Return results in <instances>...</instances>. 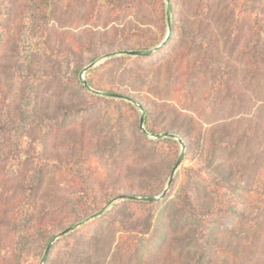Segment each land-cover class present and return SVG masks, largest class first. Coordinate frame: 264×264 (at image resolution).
Here are the masks:
<instances>
[{
  "label": "rangeland",
  "instance_id": "1",
  "mask_svg": "<svg viewBox=\"0 0 264 264\" xmlns=\"http://www.w3.org/2000/svg\"><path fill=\"white\" fill-rule=\"evenodd\" d=\"M41 1L17 0V6L8 12V15L5 12L0 13V25L7 26V34L1 37L3 45L0 50V264H43L48 246L59 234L101 211L103 213L100 217H104L102 222L104 230L98 249L95 251L86 245L75 246L73 248L75 253L83 258L82 262L77 264H124L123 255L128 256L136 248L141 254L147 253V257L143 256L144 264H164L168 257L161 254L163 249H153L151 242L141 240L149 233L147 224L150 216L152 224L158 220L155 222L157 226L159 225L157 232L162 234L167 232L165 225L161 226L163 216L168 211L167 206L159 203L163 200L157 201L159 204L154 207L144 205L121 207L123 201L127 200L116 202L115 200L121 196H128L127 193L145 197L137 195L138 190H149L152 186L160 188L159 186L163 184L161 193L152 196L160 197L167 188L181 154H184V159L174 179L173 200L179 194L187 195L191 181L200 176L203 178L209 176L201 168L203 161L198 138L191 150H187V138L193 132L187 127L189 119H194L198 124L201 121L213 123L221 119L234 120L239 112L237 111L239 100L238 98L223 100L220 97L214 102L216 80L213 79L214 75L211 73L199 75L198 72L187 74V58L184 59L187 55V36L183 38L184 43L178 50H175L178 42L176 46L173 43L172 46L164 48L163 43L168 36L170 37L168 9L171 11L172 26L176 30L175 38L178 40V30L184 26L187 31V20L194 22L193 11L189 9L191 0H170V3L167 0H160L162 6L158 0H139L144 3H141V11L135 14L137 17L134 18L127 16L130 14L128 8H135L138 0H111V4L116 8L109 7L105 10L100 9V6L107 8L101 1H95L90 9L86 7L87 0H45V5ZM22 4L28 6L26 11L20 7ZM3 6L5 7L4 4ZM240 6L238 10L246 7L245 4ZM122 9L125 12H119ZM51 11H54V15ZM40 14H48L47 23L40 19L34 21ZM150 39L154 44L152 48L135 49L136 44L147 43ZM36 47L40 49L39 55L33 53ZM126 51H153L149 56L155 55L156 59L152 63L119 61L124 58H138L118 55ZM114 54L115 57H109ZM114 61L118 62L113 63ZM78 64L81 70L76 77L75 70ZM93 64H96L95 67L85 72ZM122 69L126 71L124 76H120ZM237 69L239 71L231 78L230 83L234 88L240 87L243 91L244 85L241 82L243 71L239 65ZM131 74H134L136 79L133 77L130 79ZM148 76H152L153 88L158 90L157 98L147 94L142 81H138L139 78ZM78 79L83 86L84 81L88 85L89 82L92 83L95 88L91 89L94 91L108 93L116 90L129 95L132 97L131 100L141 107L142 110L137 105L117 100L132 107L119 108L123 113L122 126L128 138V148L123 146V151H115L111 157L99 155L102 146L97 145L100 140L98 141L96 137L98 136L96 130L102 122L97 116L100 111L110 110L111 107L104 101L93 103L92 106L86 103L85 105H90L92 110L98 109L93 117L89 120L80 114L71 116L66 123L69 129L53 138L50 132L51 125L47 122L55 119L56 107L70 106V103L80 101L78 96L70 91L61 93V86L68 88L78 86L76 85ZM254 86L256 88L245 96V103L247 102L245 113L248 114L247 118H244L246 124L261 123L264 119V70ZM88 92L97 97L110 99L89 90ZM221 103L226 109H221L219 106ZM34 107L37 114H33ZM142 116L145 117L146 132L147 128H150L157 133L156 135L172 134L183 141L184 149L173 139L171 140L175 141L176 145H160L162 149L171 150L173 161L169 162V165L161 167L152 163L145 166L136 161L140 157L135 150V130L141 129ZM168 129L172 133L164 132ZM146 135L153 141L165 140H156L149 133ZM78 140L83 141V149L86 147L82 156L76 155L75 148L72 150L67 148L72 141ZM37 142L46 150V158L59 159L64 166V172H54L47 178L45 188L51 191L50 196L61 200L71 197V194L74 197V193L78 194V190H82L79 189L81 183L90 184L93 190L91 196L94 199L88 195V202H94L95 206L96 203L101 204L110 197L107 194L113 184L115 192L120 195L73 224H69L66 217L54 214L52 216L54 219L50 221L53 223L46 225L47 229L43 228L39 222L43 209L50 204L55 208L58 202L50 198L45 201V196L39 194L41 199L38 200V209L31 216L29 206L22 203L23 198L18 187L25 180L24 175L16 168L19 162L24 161L25 156L30 155V146L32 152H37L39 147L34 146ZM11 169L15 171L7 173ZM77 170L81 171L80 175L77 173L73 175ZM140 171H146L148 174L144 177ZM154 175L161 178L162 184L159 186L151 179ZM159 183L160 181L157 184ZM92 208L88 204L84 209L81 207V210ZM227 208V205L222 204L215 215L224 213ZM80 216L81 211L75 214V218ZM31 217H35L32 219L35 225H32ZM98 218L74 232L92 224ZM205 220L206 225L211 224L209 217ZM71 234L54 242L44 264H73L70 248L72 249L75 241L81 239H67ZM118 240L124 241L125 247L120 253V259L112 260V247L114 241ZM258 240L253 249L254 256L248 264H264V229ZM218 261L222 263L221 258Z\"/></svg>",
  "mask_w": 264,
  "mask_h": 264
},
{
  "label": "trees",
  "instance_id": "2",
  "mask_svg": "<svg viewBox=\"0 0 264 264\" xmlns=\"http://www.w3.org/2000/svg\"><path fill=\"white\" fill-rule=\"evenodd\" d=\"M95 1H101L107 6V8L100 6V9L116 8L111 4V0H87L85 1L86 7L92 8ZM158 1L159 5L162 6L160 0ZM41 2L45 5V0ZM190 2L189 9L193 11L194 22L187 20V31L184 26L178 30V40L175 38L176 30L172 26L170 37L164 48L172 46L173 43L176 46L178 42L175 49L178 50V47L184 43L183 38L185 39L187 36V55L184 57V59L187 58V74L191 75L198 72L199 75L205 73L214 75L213 79H216L214 102L220 97L223 100L238 98L237 111L239 112L235 115L234 120L231 118L228 120L221 119L213 123L201 121L198 124L194 119H189L188 130L193 131L195 135L193 132L188 135L187 150H191L194 141L198 138L199 151L203 161L201 168L209 176L208 178L200 176L195 181H191L187 195L184 193L179 194L175 200H173L172 194L175 183L173 182L170 191L162 199L163 201L159 202L168 208L167 214L165 213L162 219L164 224L161 221V226L164 227L165 225L167 232L163 234L157 232L156 229L159 225L157 226L155 222L158 220L152 224L150 216L151 220L149 218L147 224L148 229H150L149 233L141 240L151 242L153 249H163H161L162 252L160 251L161 254L168 257L167 262L164 261V264H220L219 258L222 260L221 264H248L254 256L253 249L259 241V234L264 229L262 228L264 227V119L261 123H253L254 125L252 123L246 124L244 121V118L248 116L245 113L247 110L245 96L256 88L254 86L255 82L258 83L264 70V15L262 14L264 13V0H191ZM141 3L144 2L138 0L135 8H128L130 14H128L127 9V16L134 18L135 14L140 13ZM242 4H245L246 7L238 10ZM16 6L17 0H0V13L5 12L7 14ZM20 7L23 8V11H26L28 6L22 4ZM121 11L125 12L123 9L119 10V12ZM203 11L206 13H201ZM52 12V15H54V11ZM38 19L47 23L49 16L48 14H40L34 21ZM6 27L3 24L0 25V50L3 45L1 37L7 34ZM152 41L150 39L147 43H138L139 45L136 44L135 49L148 50L154 46ZM33 53L39 55L40 49L36 47ZM155 59V55H153L124 58L119 61L130 60L135 63H152ZM117 62L114 61L113 63ZM237 65L243 71L241 74V82L244 85L242 86L243 91L240 87L234 88L233 84L230 83L231 78L236 76L239 71ZM79 66L78 64V68L75 70L76 77L81 70ZM68 70L71 69L68 68ZM125 74L126 71L122 69L120 76ZM72 75L75 77L74 74ZM131 75L129 76L130 79L135 78L134 74ZM152 80V76L138 79L146 87L144 91L157 98L159 96L158 90L153 88L154 82L152 83ZM76 85L78 86H71V88L61 86V93L70 91L73 95H77L80 101L74 104L70 103V106L63 105L67 108L56 107L55 119L47 122L51 125L52 130L50 129V132L53 138L69 129L66 123L71 116L80 114L90 120L94 113L98 111V109L92 110V104L104 101L106 105L109 104L111 107L110 110L100 111L97 116L102 122V125L96 130L98 135L96 137L98 141L100 140L97 145L102 146L99 155L111 157L115 154V151H123V146L128 148V138L124 126H122L123 113L119 108L131 106L123 101L104 99L91 94L79 79ZM89 85L95 88L90 82ZM108 93L125 95L132 99L131 96L116 90ZM86 103L91 104V106L85 105ZM219 106L222 110L226 109L223 107V103ZM34 113L37 114L35 107L33 108ZM164 132L172 133L170 129L164 130ZM147 133L150 135L157 134L150 128H147ZM134 139L135 150L138 157H140L139 161H136L140 164L149 166L155 163L163 167L173 161L171 150L162 149L160 145H176L175 141L171 139L153 141L139 128L135 130ZM103 144L106 145L103 146ZM83 145V141H72V144L67 148L69 150L75 148L76 155L82 156L86 150V147L83 149ZM34 146L35 148L39 147L37 152H32L30 146V155L25 156L24 161L19 162L16 166L18 171L24 175L23 179H25L22 185L19 184L18 187L23 198L22 203L29 206V210L32 212L31 216L38 209V200L41 199L39 194L45 196V201L50 198L58 202V206L55 208L50 204L43 209L42 217H39V222L43 228L47 229L46 225L53 223L50 221L54 219L52 217L54 214L66 217L67 222L73 224L83 219L87 214L95 212L99 206H105L113 198L120 195L115 192V184H113L109 194H107L110 197L101 204L96 203L95 206L94 202H88V195L91 196L93 193L90 184L81 183L79 189L82 190H78V194L74 193V197L71 194V197L61 200L50 196L51 191L49 192L45 188L47 178L54 172H64V166L59 159L50 160L46 158V150L40 142L34 143ZM13 171L15 170L11 169L7 173L11 174ZM76 173L80 175L81 171L77 170L73 175H76ZM140 174L146 177L148 173L140 171ZM151 179L155 185L162 184L159 176L154 175ZM159 181L160 183L157 184ZM75 184L78 185V183ZM162 186H159L160 188L152 186L149 190L140 189L137 195L145 197L159 195ZM127 195L136 196L133 193H127ZM91 197L94 199L93 196ZM159 203L123 201L121 207L136 205L154 207ZM88 204L93 208L81 210V207L84 209ZM222 204L228 206L227 211L216 216L215 214ZM80 211L81 216L75 218V214ZM208 217L211 224L206 225L205 219ZM33 218L35 217H31V221ZM103 221L104 217H100L92 224L67 237L69 240L81 239L75 241L72 249L70 248L73 264L80 263L83 260L81 256L75 253L73 249L75 246L86 245V247H91L97 251L103 235ZM139 244L141 245V243ZM124 247V241H114L111 259L118 260ZM146 254H141L136 248L128 256L123 255V258H125L124 264H144L143 256L147 257Z\"/></svg>",
  "mask_w": 264,
  "mask_h": 264
},
{
  "label": "water",
  "instance_id": "3",
  "mask_svg": "<svg viewBox=\"0 0 264 264\" xmlns=\"http://www.w3.org/2000/svg\"><path fill=\"white\" fill-rule=\"evenodd\" d=\"M168 3H170V0H167ZM167 18H168V30H169V35L171 33V30H172V23H171V11H170V8L168 9V13H167ZM169 38V36H168ZM168 38L165 40V42L163 43V45H165V43L168 41ZM159 49V48H158ZM156 49V50H158ZM153 53V51H126V52H122L118 55H122V56H129V57H145V56H149ZM116 54L112 55V56H109V57H115ZM108 57V58H109ZM96 64H93L91 65L90 67H88L86 69L85 72H89L91 69H93L95 67ZM84 86L86 87L87 90L91 91L92 93L98 95V96H103V97H106V98H110V99H116V100H123V101H127L129 103H132L134 105H137L133 100L127 98V97H124V96H121V95H117V94H110V93H103V92H98V91H94L91 89V87L88 85V83L86 81H84ZM138 108L141 109V107L139 105H137ZM142 110V109H141ZM144 123H145V117L142 116L141 118V130L145 133L146 130H145V127H144ZM152 138L156 139V140H160V139H173V140H177L179 142V144L182 146V149H184V143L182 140H180L179 138H177L175 135H172V134H164V135H152L151 136ZM183 159H184V154H181L172 174H171V177L169 179V182H168V185H167V188L165 190V192L160 196V197H136V196H121L119 198H117L115 200L116 201H119V200H127V201H134V202H145V203H150V202H157L159 201L160 199H163L167 193L169 192L170 188L172 187V184L174 182V179H175V176H176V173L178 172L182 162H183ZM103 211L93 215L92 217L86 219L85 221L75 225V226H72L66 230H64L61 234H59L56 239L48 246L47 250H46V253H45V257L43 259V264L46 262V259L53 247V244L54 242H56L57 240L71 234L72 232H74L75 230H77L78 228H80L81 226L85 225L86 223L100 217L102 215Z\"/></svg>",
  "mask_w": 264,
  "mask_h": 264
}]
</instances>
